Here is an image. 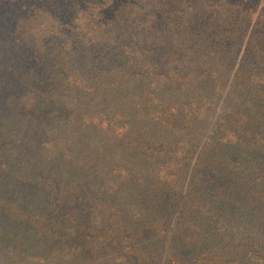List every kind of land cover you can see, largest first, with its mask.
<instances>
[{
    "label": "trees",
    "instance_id": "1",
    "mask_svg": "<svg viewBox=\"0 0 264 264\" xmlns=\"http://www.w3.org/2000/svg\"><path fill=\"white\" fill-rule=\"evenodd\" d=\"M257 0H0V264H264Z\"/></svg>",
    "mask_w": 264,
    "mask_h": 264
},
{
    "label": "rangeland",
    "instance_id": "2",
    "mask_svg": "<svg viewBox=\"0 0 264 264\" xmlns=\"http://www.w3.org/2000/svg\"><path fill=\"white\" fill-rule=\"evenodd\" d=\"M251 22H256L257 28L264 31V0H257L251 15Z\"/></svg>",
    "mask_w": 264,
    "mask_h": 264
}]
</instances>
